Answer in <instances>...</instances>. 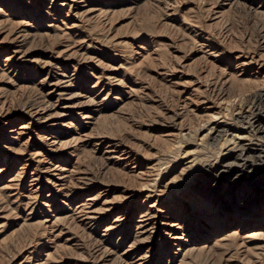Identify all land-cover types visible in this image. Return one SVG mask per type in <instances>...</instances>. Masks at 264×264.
<instances>
[{"label": "rangeland", "instance_id": "rangeland-1", "mask_svg": "<svg viewBox=\"0 0 264 264\" xmlns=\"http://www.w3.org/2000/svg\"><path fill=\"white\" fill-rule=\"evenodd\" d=\"M263 133L264 0H0V264H264Z\"/></svg>", "mask_w": 264, "mask_h": 264}, {"label": "bare ground", "instance_id": "bare-ground-1", "mask_svg": "<svg viewBox=\"0 0 264 264\" xmlns=\"http://www.w3.org/2000/svg\"><path fill=\"white\" fill-rule=\"evenodd\" d=\"M261 95V94H260ZM239 117V116H238ZM254 118V117H253ZM255 124V123H254ZM256 128V127H255ZM254 128V129H255ZM263 131V130H262ZM257 134V133H256ZM264 134V133H263ZM208 135V134H207ZM237 136V135H236ZM239 137V136H238ZM240 139H241V136L239 137ZM252 138V137H251ZM261 138V137H260ZM232 141H233V139H232ZM229 142V141H228ZM234 142V141H233ZM230 143H231V141H230ZM235 143V142H234ZM234 143L232 144V145H234ZM236 143H237V141H236ZM235 143V144H236ZM230 145V144H229ZM233 150V149H232ZM250 151V150H249ZM243 154V153H242ZM239 156V155H238ZM242 156V155H241ZM261 156V155H260ZM263 157H264V155H263ZM257 158H258V156H257ZM238 159V158H237ZM241 160V159H240ZM248 160V159H247ZM240 177V176H239ZM248 197V196H247ZM250 198V197H249Z\"/></svg>", "mask_w": 264, "mask_h": 264}]
</instances>
